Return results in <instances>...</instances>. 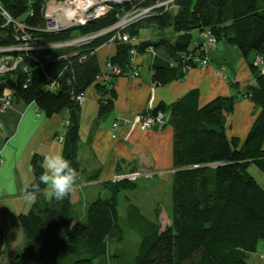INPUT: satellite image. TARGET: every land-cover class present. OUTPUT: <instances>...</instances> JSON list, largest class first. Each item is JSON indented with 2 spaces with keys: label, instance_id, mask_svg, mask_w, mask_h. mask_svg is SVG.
I'll use <instances>...</instances> for the list:
<instances>
[{
  "label": "trees",
  "instance_id": "obj_1",
  "mask_svg": "<svg viewBox=\"0 0 264 264\" xmlns=\"http://www.w3.org/2000/svg\"><path fill=\"white\" fill-rule=\"evenodd\" d=\"M46 1L2 0L15 19L29 25L40 43L66 41L101 31L115 25L126 13L153 5V0H107L109 8L104 15L57 32H42L35 28L44 23ZM175 4L174 13L156 8L122 30L136 37V48L141 54L147 45L158 51L153 59L146 52L154 84L164 85L182 78L189 69L199 66L193 64L192 58L181 60L199 51L201 44L195 45V32L202 33L205 29L216 36L217 42L224 41L238 49L255 82L241 87L231 81L230 86L241 88L243 93L219 95L202 105L198 101L199 89L192 88L169 104L160 102L152 111L141 114L154 115L160 111L164 120L152 127L171 125L174 170L168 224L161 226L160 211L154 219H148L138 205L130 204L127 208L134 210L137 220L133 226L140 234L134 264H248L249 254L264 240V188L249 171L252 164L264 173V74L253 64L254 56L264 53V0H175ZM151 27L170 34L138 40L140 30ZM115 30L101 33L82 45L29 50L22 53L21 63L14 70L0 73V94L7 90L14 99L34 101L47 117L68 110L69 125L66 127L64 121L66 130L61 140L62 155L77 172L80 171L78 114L83 101L77 102L76 95L94 84L99 94L98 115H105L113 107L114 78L129 76L123 71L131 66L130 45L114 37ZM13 32V26L5 24L0 16V46L16 43ZM107 42L115 45L108 62L119 65L121 72L113 73L103 82L96 81L109 70L101 71L95 53L97 47ZM171 61L178 63L172 65ZM185 65L190 68L184 70ZM133 67L139 69L135 75L138 76L142 67L136 63ZM52 81L56 85L48 89ZM241 95L250 97L258 108L243 140L228 137L225 132L226 116L234 110ZM43 159L37 153L30 159L33 178L27 190H34L38 184L41 190L29 210L18 214L27 245L12 264H119V254L111 252L109 246L124 238L118 197L122 190L134 189L137 179L112 178L119 172L142 168L117 171L102 180L97 174L86 178V181L100 180L109 195L87 203L86 221L80 225L74 218V190L60 202L43 194L46 186L39 180L44 172L40 167ZM4 239L0 229V257Z\"/></svg>",
  "mask_w": 264,
  "mask_h": 264
},
{
  "label": "crops",
  "instance_id": "obj_2",
  "mask_svg": "<svg viewBox=\"0 0 264 264\" xmlns=\"http://www.w3.org/2000/svg\"><path fill=\"white\" fill-rule=\"evenodd\" d=\"M195 37V45L201 44L202 33L195 32ZM137 38L140 40L150 37L146 35L144 38ZM206 51L211 58L209 65L195 66L182 78H174L164 85L153 84L149 55L139 54L135 59V63L142 67L139 75H120L114 78L113 107L102 116L98 115L99 94L94 84L86 89L78 114L80 144L77 160L80 171L75 187L77 189H74L72 198L74 207L82 197L79 190L85 191L83 199L88 203L96 195L92 187L117 171L157 169L160 171L158 178L171 185L174 170L173 129L168 123L141 129L138 124L141 114L152 111L160 102L169 104L192 88L199 89L198 101L202 105L219 95L243 93L241 88H232L231 81L239 83L241 87L255 82L235 46L219 41L207 46ZM114 52L115 45L112 42L96 48L102 72L108 70L107 63ZM227 65H230V70L225 72ZM64 110V113H60L61 110L47 117L34 101L14 99L12 106L0 111V229L5 237L0 264H12L15 256L27 245L17 217L21 212L28 211L32 204L21 196V192L27 190L33 178L30 159L34 153L43 157L47 154H62L63 143L56 135L66 130L64 121L68 118V110ZM257 112L258 108L250 97L239 96L234 103V110L226 116L227 136H237L243 140ZM115 121L122 124L113 128ZM250 167L251 174L264 188V173L252 164ZM94 174L99 175L100 180H85ZM102 188L105 189L104 186ZM158 217L161 226L170 222L165 211H160ZM163 218L166 220L162 221ZM258 246L260 248L257 247L256 251L249 254L248 264H264V240L259 241Z\"/></svg>",
  "mask_w": 264,
  "mask_h": 264
},
{
  "label": "built area",
  "instance_id": "obj_3",
  "mask_svg": "<svg viewBox=\"0 0 264 264\" xmlns=\"http://www.w3.org/2000/svg\"><path fill=\"white\" fill-rule=\"evenodd\" d=\"M107 0H48L45 3L43 10L44 23L35 28V30L42 32H57L64 28L73 25L84 24L86 21L104 15L108 10ZM156 8L161 9L162 12H170L171 9H176L177 5L175 0H153V5L147 7H139L138 9L133 10L130 13H126L115 25L103 29L101 31L89 34H82L66 41L53 42V43H40L37 41L36 37L29 30L30 27L24 21L15 19L9 12V10L4 6L2 0H0V16L5 20V24H11L13 26V36L16 40V43L6 46H0V73H6L14 70L22 60V53H27L29 50H38L46 49L50 47H59V46H70V45H82L88 43L97 35L104 33L106 31L116 29L115 36L117 39L122 40L130 45L129 52V62L131 64L130 68H127L124 74L129 76H135L138 74L139 69L133 67L135 65V58L139 54V49L136 48L137 39L131 34L122 31L123 28L130 22L138 18L145 17ZM30 15L32 14L31 11ZM134 16L133 18H130ZM202 43L198 52L193 55V57L184 56L181 61L185 59H190L193 61V64L199 66H206L210 62V57L206 51L207 46L215 45L217 39L214 34L206 29L202 33ZM145 53H150L154 57L159 54L153 46L147 45L143 50ZM178 62H172V65H177ZM253 64L260 69V72L264 74V53H259L254 56ZM108 73H103L98 81L106 80L110 78L113 73H120L121 68L117 64L107 63ZM131 67L135 68L132 69ZM185 68H190L185 65ZM154 84V83H153ZM56 85L55 81H52L47 87L48 89H53ZM26 86V84H24ZM85 98V92H81L76 95L77 102L81 103ZM14 101L12 93L9 91H3L0 94V111H4L6 108L12 106ZM164 120V114L160 111H157L156 114L146 113L141 115L138 121V124L141 129H146L152 127L155 123H162ZM69 125L68 119L65 120V126ZM120 126L119 121L113 123V128ZM64 133L56 135L59 141L63 139ZM0 157V161H1ZM158 171L153 170V168H142L130 172H119L114 175L113 180H136L139 177L149 178L153 175L158 174ZM160 174V172H159Z\"/></svg>",
  "mask_w": 264,
  "mask_h": 264
},
{
  "label": "rangeland",
  "instance_id": "obj_4",
  "mask_svg": "<svg viewBox=\"0 0 264 264\" xmlns=\"http://www.w3.org/2000/svg\"><path fill=\"white\" fill-rule=\"evenodd\" d=\"M171 11H173V9H171ZM133 17L134 16H131L130 18ZM164 34L166 33L160 32L159 29H156L155 27H151L142 29L140 31L139 38H144L146 35L150 38H158ZM228 70H230V65H227L225 72ZM64 112L65 110L63 109L60 113ZM251 167L249 168L250 173L252 172ZM153 170L158 171V174L160 172L157 169ZM158 174L149 178L139 177L136 180V187L134 189H125L119 194V224L124 230V238L120 242H114L109 245L111 252L119 254V264H134V256L137 253V247L140 241V234L136 230L135 226H133L137 220L134 210L127 209L130 204L138 205L142 214H144V216L148 219H154L157 211H165L168 215H171V185L158 178ZM92 191L96 193V195L92 197V200L98 196L107 197L109 195V191L106 188L103 189L101 183L93 186ZM101 191H103V193H99ZM84 192L85 191L83 189L79 190L82 197L80 198V202L76 203L75 206L74 218L80 225L84 224L86 221L85 206H87V201L85 202L83 199ZM75 193H77V191H75ZM165 220V218L162 219V221ZM257 247L260 248L258 245ZM68 260H70V258H68L67 261Z\"/></svg>",
  "mask_w": 264,
  "mask_h": 264
},
{
  "label": "clouds",
  "instance_id": "obj_5",
  "mask_svg": "<svg viewBox=\"0 0 264 264\" xmlns=\"http://www.w3.org/2000/svg\"><path fill=\"white\" fill-rule=\"evenodd\" d=\"M40 167L44 169V172L39 180L46 186L43 194L49 199L60 202L67 198L77 186L78 172L62 154L45 155ZM40 190L38 184L32 191L21 192V196L25 201L35 203ZM105 243H107V237H105Z\"/></svg>",
  "mask_w": 264,
  "mask_h": 264
},
{
  "label": "bare ground",
  "instance_id": "obj_6",
  "mask_svg": "<svg viewBox=\"0 0 264 264\" xmlns=\"http://www.w3.org/2000/svg\"><path fill=\"white\" fill-rule=\"evenodd\" d=\"M148 15H149V14H148ZM205 30H206V29H205ZM205 30H204V31H205ZM204 31H203V32H204ZM203 32H202V33H203ZM215 37H216V36H215ZM216 39H217V38H216Z\"/></svg>",
  "mask_w": 264,
  "mask_h": 264
}]
</instances>
